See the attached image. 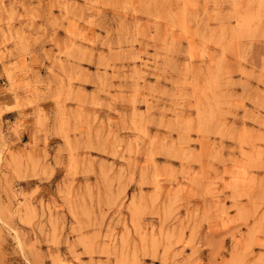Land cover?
<instances>
[{
  "label": "rangeland",
  "instance_id": "1",
  "mask_svg": "<svg viewBox=\"0 0 264 264\" xmlns=\"http://www.w3.org/2000/svg\"><path fill=\"white\" fill-rule=\"evenodd\" d=\"M0 264H264V0H0Z\"/></svg>",
  "mask_w": 264,
  "mask_h": 264
}]
</instances>
